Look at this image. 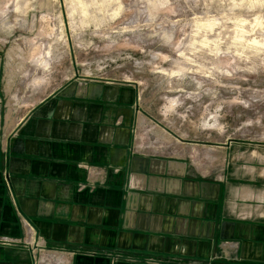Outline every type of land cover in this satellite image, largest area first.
<instances>
[{"label": "crops", "instance_id": "crops-1", "mask_svg": "<svg viewBox=\"0 0 264 264\" xmlns=\"http://www.w3.org/2000/svg\"><path fill=\"white\" fill-rule=\"evenodd\" d=\"M6 93L2 80L0 264H37L26 223L58 264H264V147L230 145L205 178L137 155L105 90L71 83L14 123Z\"/></svg>", "mask_w": 264, "mask_h": 264}, {"label": "rangeland", "instance_id": "rangeland-1", "mask_svg": "<svg viewBox=\"0 0 264 264\" xmlns=\"http://www.w3.org/2000/svg\"><path fill=\"white\" fill-rule=\"evenodd\" d=\"M2 66L13 123L86 83L137 155L213 178L230 145L264 147V0H0Z\"/></svg>", "mask_w": 264, "mask_h": 264}, {"label": "built area", "instance_id": "built-area-1", "mask_svg": "<svg viewBox=\"0 0 264 264\" xmlns=\"http://www.w3.org/2000/svg\"><path fill=\"white\" fill-rule=\"evenodd\" d=\"M31 232H32V227H30L29 225L26 226V235H25V242L26 244L32 246L33 249L36 250L35 253V257H36V263L37 264H44L45 261H47L46 258H51V262L52 264H58L57 261H53L52 260V255H50V253H48V251L44 250V246L41 244H39V242L37 240H34V237L31 236Z\"/></svg>", "mask_w": 264, "mask_h": 264}]
</instances>
